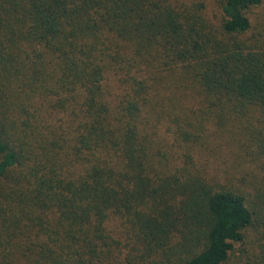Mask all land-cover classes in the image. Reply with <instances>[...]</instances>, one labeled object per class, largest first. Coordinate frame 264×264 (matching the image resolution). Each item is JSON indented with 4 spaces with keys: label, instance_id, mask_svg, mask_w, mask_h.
<instances>
[{
    "label": "trees",
    "instance_id": "obj_1",
    "mask_svg": "<svg viewBox=\"0 0 264 264\" xmlns=\"http://www.w3.org/2000/svg\"><path fill=\"white\" fill-rule=\"evenodd\" d=\"M214 2L0 0V264H224L248 229L264 264V0Z\"/></svg>",
    "mask_w": 264,
    "mask_h": 264
},
{
    "label": "rangeland",
    "instance_id": "obj_2",
    "mask_svg": "<svg viewBox=\"0 0 264 264\" xmlns=\"http://www.w3.org/2000/svg\"><path fill=\"white\" fill-rule=\"evenodd\" d=\"M207 2V5L210 9L215 7V2L214 0H205ZM264 14V3L258 7H254L252 9V17L254 18L255 16H262ZM219 149L214 152L209 158H210V167L213 168L212 165H214V167L216 166L217 169H222L221 165L224 168H234V166L236 165V162L233 160H230V158L227 156L232 155V152L235 151V147L232 145V143H228L225 144L224 146L221 147V151L223 154V163L221 164L220 159L217 157V153H218ZM246 165V164H245ZM254 234H256V231L254 229H248L246 231V241L243 243H237L234 247L233 252L230 254L228 260L224 263V264H241V259L243 257L241 251L244 248H247L248 250H250L251 248V244L249 242V239L254 237Z\"/></svg>",
    "mask_w": 264,
    "mask_h": 264
}]
</instances>
